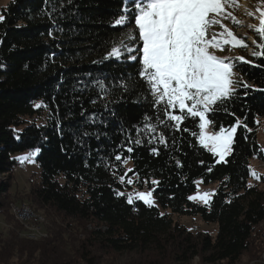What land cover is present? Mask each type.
<instances>
[{"label":"trees","instance_id":"16d2710c","mask_svg":"<svg viewBox=\"0 0 264 264\" xmlns=\"http://www.w3.org/2000/svg\"><path fill=\"white\" fill-rule=\"evenodd\" d=\"M130 2L12 0L2 10L0 219L8 234L0 233V264H104L122 252L140 255L127 264H237L245 254L260 264L264 170L251 183V163L264 164V57L237 62L235 94L207 113L215 131L239 121L221 162L199 142V117L168 108L184 117L176 126L154 103L140 54L109 57L134 30L114 24ZM32 149L39 174L18 191L25 162L14 155ZM200 184H216L207 205L190 199ZM135 191L151 192L155 203H129ZM12 203L46 212L47 234L22 237ZM174 216H200L218 224L217 235L195 236Z\"/></svg>","mask_w":264,"mask_h":264},{"label":"snow or ice","instance_id":"6c2138e0","mask_svg":"<svg viewBox=\"0 0 264 264\" xmlns=\"http://www.w3.org/2000/svg\"><path fill=\"white\" fill-rule=\"evenodd\" d=\"M234 2L235 0H131L124 10L125 14L114 21L117 26L134 27L132 32L126 33L127 40L142 42V47L138 50L127 44L123 47L128 53H142L139 59L140 75L149 85L154 103L164 104L165 114L170 120L177 122L176 126L184 117L169 115L168 108L178 107L181 113L186 110L192 117H199L201 144L204 147L210 144V150L221 160L231 151L233 134L239 121L230 129L221 127L219 132L207 135L204 129L211 121L206 118V114L219 110L223 102L235 94V86L239 82L232 78L235 65L218 58L209 49L224 50L219 37L223 38L224 45L247 47L242 39L237 38L222 23L224 19H233L237 23L231 13L226 11ZM257 11L259 27H255L254 31L264 41V8H258ZM248 15L252 13L249 12ZM2 19L0 16V20ZM216 26L222 31L210 32ZM257 47L260 51L253 55L264 57V42L257 44ZM123 54L115 46L110 53L117 58ZM128 59L136 60L137 56L129 55ZM237 59L242 63H249L243 57ZM243 86L248 87L247 84ZM146 127L155 131L150 125ZM23 159L27 160L28 157ZM116 159L119 160L120 157L117 156ZM252 175L256 174L253 172ZM127 182L132 183L131 180ZM151 195V192L138 193L137 198L151 206ZM209 196V193H204L190 199H201L208 204ZM128 202L132 203V197H128Z\"/></svg>","mask_w":264,"mask_h":264},{"label":"rangeland","instance_id":"374dc122","mask_svg":"<svg viewBox=\"0 0 264 264\" xmlns=\"http://www.w3.org/2000/svg\"><path fill=\"white\" fill-rule=\"evenodd\" d=\"M11 1L12 0H0V16L3 17L2 10ZM258 8H264V0H235L234 5L228 7L226 9V11L231 13L232 17H234V19H235V21H237V23H234L233 19L222 20V23L224 24V26L226 28H228L230 31H232L237 38L242 39L244 41V43L247 45V47L224 45L223 44V38L219 37V39L221 40V45H222L224 50L220 51L216 48H210L209 51L212 54L216 55L218 58L224 59L225 62H231L234 65L237 62H241L240 60L237 59L239 57H243L244 60L249 61L250 59L248 57L254 56L253 53L257 51V49H256V46H257L256 32L254 31V28L259 27V12L257 11ZM249 12H251L252 15H248ZM2 20H0V22ZM132 31L133 30L129 29L128 32H132ZM221 31H222V29L219 26H216V27H213L212 29H210V32H215V33H219ZM254 41H255V43H254ZM139 43H142V42L129 41V40H127V38H125V40L122 41L119 44V46H117V48H120L121 51L124 53L118 59H121L124 56L128 57L129 55H138V54L142 55V53H138V51L128 53L126 51V49L123 47L124 44H127V45L133 47L134 49L138 50L140 48V47H138ZM109 57L117 58V57L111 56L110 54H109ZM232 78L235 81H237V79H238V74H237L235 68H234V75ZM235 89H236V86H235ZM188 103L190 104L191 102L189 101ZM206 118H207V114H206ZM258 126H259L257 128L258 143H259L261 149L264 150V119L260 122V124ZM225 130H227V129H225ZM200 131H201V129H200ZM204 131L207 135H213L214 133L219 132V131L213 130L210 123L204 129ZM236 132H237V130H236ZM236 132L233 134V140H234ZM199 142H200V139H199ZM200 144H201V142H200ZM205 148L207 150L211 151L210 150L211 149L210 144L208 147H205ZM231 148H232V145H231ZM211 152L214 153L213 151H211ZM230 153H231V151H230ZM230 153L226 154L225 158L223 160H221L218 155H216L215 153L214 154L218 157L219 161L223 162L230 155ZM36 155H37V151H36ZM36 155L32 159L29 158V154L27 152L26 153H18L16 155H14L15 159H17L21 162H25L27 164V169L25 171L24 170L23 171H19V170L16 171V173H17L16 176L18 177V186H17L18 191H21L24 188H29L30 184L35 183V181H34V183L32 182V180H34V179L31 176L34 173L39 174V168H38L36 161H35ZM24 157H28V159L24 160L23 159ZM20 166H21V164H20ZM20 170H22V169H20ZM263 170H264V164L258 162L257 160L252 161V163H251V183H257L258 174L261 173ZM253 172L256 174L255 176L252 175ZM215 190H216V184H211L209 186H203L200 184L198 186L197 192L194 193L191 197L201 196L204 193H209L210 196L208 197V200L210 203V201H211V199L215 193ZM12 191H15V189H13ZM138 193L147 194V193H149V191H135L131 195L132 198H137ZM150 199L152 201V204H154L155 202L153 200L152 195H151ZM191 200L193 202L199 203L201 205H207L201 199H195V200L191 199ZM24 201L26 202L27 199L25 198ZM18 202H20V201H18ZM15 206H21V205H19V203H12L11 210H12V207H15ZM40 213H35L36 215L42 216L44 218V220L37 225V227H38L37 228L38 234H37V238H36L37 240L40 237H43L47 234V231L45 229L46 224H45V215H44V213H46V212H40ZM47 216H51V213L47 214ZM14 219L16 222H18L20 224V226L24 230V232L22 230L23 235L21 232V236L22 237H24V235L27 236V234L25 232L30 231L29 227L24 225L20 221H18L16 218H14ZM173 219L175 222H178L180 225L187 227L188 230L192 234H194L195 236H199L200 234H209L212 238H215L217 235L218 229H219L218 224H210V225L206 224L200 216H196V217L174 216ZM66 222L69 223L71 221L67 220ZM90 229H91V227H89V230ZM0 233L4 234V235L8 234V226L6 225V223L3 219H0ZM261 235H262V239H264V230L261 233ZM139 257H140V255L137 254L136 252H122V253H119V254H116L113 256L110 255L109 257H105L104 258L105 260L103 261V263L104 264H127L131 261L138 259ZM250 257L251 256H249L248 254H245L244 257L237 264H256L255 261H251ZM257 263L264 264V254H262L260 256V259H258ZM190 264H200L199 257L194 258V260ZM224 264H226V263H224Z\"/></svg>","mask_w":264,"mask_h":264},{"label":"bare ground","instance_id":"6f19581e","mask_svg":"<svg viewBox=\"0 0 264 264\" xmlns=\"http://www.w3.org/2000/svg\"><path fill=\"white\" fill-rule=\"evenodd\" d=\"M35 155L36 150L32 149L29 152V156L33 157L34 155H32V152ZM27 168L26 163H21V166L19 168L22 169L20 171H23ZM21 209H28V214L32 215V216H27V215H23ZM12 213L15 216V218L20 221L21 223H23L24 225L29 227L30 231H26L27 232V236L31 239H36L37 238V234H38V230H37V225L39 223H41L44 218L42 216L36 215L29 207L27 206H15L12 207Z\"/></svg>","mask_w":264,"mask_h":264},{"label":"built area","instance_id":"2783aa9c","mask_svg":"<svg viewBox=\"0 0 264 264\" xmlns=\"http://www.w3.org/2000/svg\"><path fill=\"white\" fill-rule=\"evenodd\" d=\"M33 154V151L31 152ZM23 215H27V216H32L30 214H28V209H21Z\"/></svg>","mask_w":264,"mask_h":264}]
</instances>
